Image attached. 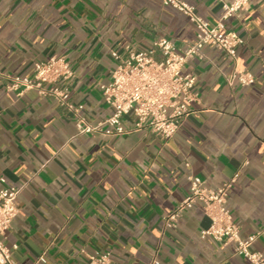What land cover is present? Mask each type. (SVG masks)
Here are the masks:
<instances>
[{"label": "crops", "instance_id": "obj_1", "mask_svg": "<svg viewBox=\"0 0 264 264\" xmlns=\"http://www.w3.org/2000/svg\"><path fill=\"white\" fill-rule=\"evenodd\" d=\"M215 26L219 0H183ZM231 2L232 0H223ZM244 41L235 59L206 46L186 63L196 77L197 101L175 136L79 135L57 101L35 91H9V77L31 78L34 66L65 58L75 77L70 101L91 124L112 109L101 86L116 61L147 51L159 39L179 51L196 41L190 20L162 0H0V188H17L19 212L0 240L14 264H87L110 253L112 264H250L236 244L202 239L201 205L173 227L165 218L185 199L189 177L216 190L233 179L226 207L241 239L264 257V0L225 21ZM160 59V55L156 56ZM251 73V86H229L234 70ZM127 129L134 124L125 119Z\"/></svg>", "mask_w": 264, "mask_h": 264}, {"label": "built area", "instance_id": "obj_2", "mask_svg": "<svg viewBox=\"0 0 264 264\" xmlns=\"http://www.w3.org/2000/svg\"><path fill=\"white\" fill-rule=\"evenodd\" d=\"M222 3L223 16L218 24L210 25L198 15L196 9L183 0H162L185 15L193 24L196 41L184 51H179L169 39H159L147 51L131 52L122 58L113 53L116 61L109 84L101 86L104 102L112 109L110 117L97 124H91L83 116V105L70 101V84L75 73L65 58L51 57L34 66L31 78L9 77V91H35L42 97H50L65 108L75 119L79 135L101 133L124 136L131 132H150L165 140L172 139L182 122L189 116V104L197 101L194 92L197 79L184 74L186 63L194 58H203V49L213 47L235 59L243 39L234 31L225 29V21L238 17L250 6V0H232ZM160 55V59L156 56ZM226 83L233 86H251L254 76L245 70H234L225 76ZM132 117L133 127L127 129L124 121ZM236 179L216 190L209 189L205 182L196 176L189 177L190 189L177 209L165 218L166 227H173L187 210L201 205L208 227L200 233L202 239L211 238L219 243L236 244V253L250 264H264V257L250 250L255 237L243 240L239 227L226 207L228 194ZM0 183H5L0 179ZM20 194L17 188H0V236L9 230L19 209L16 199ZM87 264H112L111 254L96 253L87 257ZM40 258L36 264L44 263ZM0 264H14L11 251L0 240ZM148 264H160L156 256Z\"/></svg>", "mask_w": 264, "mask_h": 264}]
</instances>
